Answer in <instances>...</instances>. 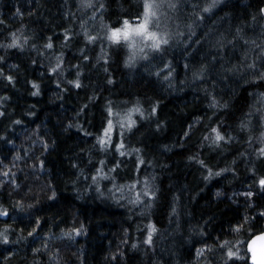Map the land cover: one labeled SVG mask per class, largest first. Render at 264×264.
I'll use <instances>...</instances> for the list:
<instances>
[{
    "label": "clouds",
    "instance_id": "obj_1",
    "mask_svg": "<svg viewBox=\"0 0 264 264\" xmlns=\"http://www.w3.org/2000/svg\"><path fill=\"white\" fill-rule=\"evenodd\" d=\"M0 122V264H264V0H0Z\"/></svg>",
    "mask_w": 264,
    "mask_h": 264
},
{
    "label": "trees",
    "instance_id": "obj_2",
    "mask_svg": "<svg viewBox=\"0 0 264 264\" xmlns=\"http://www.w3.org/2000/svg\"><path fill=\"white\" fill-rule=\"evenodd\" d=\"M16 100H17V103L15 106L17 108V112H20L21 105L24 103H27V102L38 103L40 105L41 111L37 115V120L42 118L45 111H51L50 106L47 104V93H45V98L42 101H36V100L28 101L26 97L23 99L16 97ZM173 108H174V105L171 103V101H169L168 104L165 105L164 111L166 114L172 115L174 119H178L175 117L174 112H172ZM28 123H31V121H28ZM0 127H2V122H0ZM75 139H76L75 133H73L72 135L68 137L57 136L58 147H57V150L49 156V160L55 159L59 163L60 168L64 169L63 154L65 152L71 151V145L74 143ZM183 155H184L183 151H177L167 157V159L170 162H173L171 171L173 172L174 177L184 178L185 182H191L193 188H195L197 182H196V177L194 175V170L185 169L182 163L179 166H177V164L175 163V161H182ZM216 186H218V182H216ZM211 191L212 189L208 188L206 190V194L202 193L200 196V201L202 202L206 199H210ZM81 211L84 212L86 218L89 216L92 218L94 222L93 232H92L93 235L95 234V224L97 222L100 223L103 229L107 230L109 234H111V232L117 228L118 226L117 222L121 216V213L119 210H116L110 206L102 207L99 204H96L93 207L82 208ZM103 250H104L103 243L99 244L97 248L94 249V254L92 257V264H99V262L95 258V254L99 252H103Z\"/></svg>",
    "mask_w": 264,
    "mask_h": 264
}]
</instances>
